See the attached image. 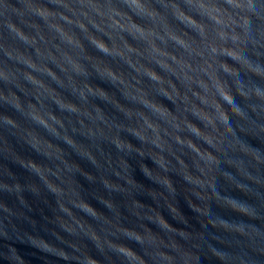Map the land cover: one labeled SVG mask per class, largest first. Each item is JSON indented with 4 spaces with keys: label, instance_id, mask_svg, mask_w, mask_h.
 <instances>
[{
    "label": "water",
    "instance_id": "obj_1",
    "mask_svg": "<svg viewBox=\"0 0 264 264\" xmlns=\"http://www.w3.org/2000/svg\"><path fill=\"white\" fill-rule=\"evenodd\" d=\"M0 264H264V0H0Z\"/></svg>",
    "mask_w": 264,
    "mask_h": 264
}]
</instances>
